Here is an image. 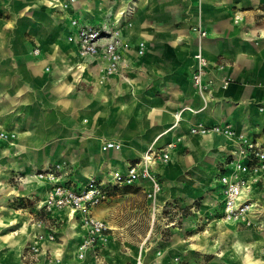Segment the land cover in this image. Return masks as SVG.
I'll list each match as a JSON object with an SVG mask.
<instances>
[{
  "label": "crops",
  "instance_id": "1",
  "mask_svg": "<svg viewBox=\"0 0 264 264\" xmlns=\"http://www.w3.org/2000/svg\"><path fill=\"white\" fill-rule=\"evenodd\" d=\"M75 16L114 24L128 66L105 76L98 63L82 62L67 38ZM196 23L205 36L191 30ZM198 49L208 60L201 89L191 80ZM197 122L230 124L264 148V0H0V124L16 132L0 142V264H264V228L196 217L169 220L165 237L151 218L144 235L135 233L140 246L126 243L128 251L113 244L117 223L105 221L111 243L80 259L76 214L44 212L48 184L33 183L34 171L65 162L59 180L82 185L124 168L150 144L176 141L155 168L161 206L194 212L197 200L201 212L217 214L216 179L236 141L190 133ZM106 140L121 146L104 148ZM253 196L264 205V186ZM210 225L233 230L250 248L229 254L200 232ZM47 232L55 239L32 252L36 234Z\"/></svg>",
  "mask_w": 264,
  "mask_h": 264
},
{
  "label": "built area",
  "instance_id": "2",
  "mask_svg": "<svg viewBox=\"0 0 264 264\" xmlns=\"http://www.w3.org/2000/svg\"><path fill=\"white\" fill-rule=\"evenodd\" d=\"M68 4L65 3V7ZM234 21H240L239 12L234 13ZM70 32L67 38H72L76 52L82 60L94 61L99 64L105 76L119 74L128 66L124 51L128 44L120 30L114 25H97L84 22L79 17L69 20ZM197 36L203 37L206 31L196 23L191 26ZM36 51V50H34ZM143 51V43H139L138 53ZM195 65L191 72V80L195 87H203V76L208 60L198 51L194 54ZM83 64V63H82ZM230 79L222 78V85L226 86ZM175 113V124L180 116ZM174 124V125H175ZM192 134L216 133L224 136H236V145L231 149L226 160L221 164L216 184L219 188V203L217 219L224 223H240L245 226H256L259 223L258 213L264 209L259 207V200L253 196V191L261 189L262 173L264 172V148L257 140L250 139L243 134H237L230 124L206 125L197 122L189 127ZM16 137V132L0 124V142L9 141ZM179 140V138H176ZM176 145V141L168 142L165 146L148 145L141 155L127 163L122 169H114L105 178L90 176L82 185L73 181L59 180V165H50L34 171L31 175L40 182L48 184V190L43 200V207L47 209H68L76 214V218L83 230L82 238L77 245V256L82 259L87 252L97 254V248L107 238L109 226L105 220L97 217L93 209L108 197L109 188L115 184H133L145 181L148 200H155L161 191V180L156 173V166L164 164L169 159V150ZM104 148L119 149L121 144L106 140ZM20 179V177H15ZM37 243L31 245L32 252L39 251L41 240L55 239L53 232L36 234ZM38 240V241H37Z\"/></svg>",
  "mask_w": 264,
  "mask_h": 264
},
{
  "label": "rangeland",
  "instance_id": "3",
  "mask_svg": "<svg viewBox=\"0 0 264 264\" xmlns=\"http://www.w3.org/2000/svg\"><path fill=\"white\" fill-rule=\"evenodd\" d=\"M60 163V162H59ZM54 163L52 165H59L60 170L58 172V176L66 174L65 171V162L62 164ZM50 166V165H49ZM33 179V183L35 180H37L35 177L31 175ZM88 178V177H87ZM12 180V179H11ZM15 182L16 180L20 179H13ZM39 181V180H37ZM19 182V181H17ZM37 183V182H35ZM138 182H134L133 184H115L109 188L108 197L98 204L95 209V213L98 216H101L105 221L109 224L112 223V221L116 222L119 227H115L113 229L116 233L117 237L115 240H113V244L116 246L117 249H122L128 251L129 248H127L129 245H136L140 246L141 238L135 233H141L145 234L147 227H148V221L149 219H154V232H160L164 237L167 235V227L165 224L169 223V220H174L176 223L180 222L181 218L188 217L189 221L192 217L196 218H208L206 220L212 221L213 218H216L217 215L213 214V212H201V209L197 208L199 207V203L197 200H194L192 204L195 205V208L193 209L194 212H192V209L189 208H180L179 210H175L172 208H166L161 206L162 201H160L159 195H157V198L153 201L149 200L146 201V193L142 192L140 187L137 185ZM164 190V189H163ZM164 194V191H163ZM163 197V196H162ZM164 199V198H163ZM148 200V199H147ZM203 205V204H202ZM259 207L261 209H264V205L261 201H259ZM193 208V207H192ZM44 212H51L52 210L56 209H47L44 208ZM197 212V213H195ZM258 219L259 223L252 228H264V210L260 211L258 213ZM43 215V214H42ZM135 219V221H130ZM201 227H197L202 228ZM225 229L228 227H224ZM214 227L213 225H210V229L208 231H201L202 233L208 235V238L213 239V242L217 244V242L222 243L221 248L226 250L229 254H234L235 252L240 253L241 248H244V250H248L250 247L248 246L247 242L243 241V238H240L239 236H235L233 230H226L227 232L225 234H220L219 231H213ZM112 231V230H110ZM109 229L107 230V233H110ZM126 231V234L124 232ZM125 238L123 240L122 238ZM118 238V239H117ZM111 238L107 236V238L104 240L103 246L106 244L111 243ZM126 243H130L129 245ZM247 243V244H246ZM134 248V247H133ZM97 256V254H96ZM97 258V257H95Z\"/></svg>",
  "mask_w": 264,
  "mask_h": 264
},
{
  "label": "bare ground",
  "instance_id": "4",
  "mask_svg": "<svg viewBox=\"0 0 264 264\" xmlns=\"http://www.w3.org/2000/svg\"><path fill=\"white\" fill-rule=\"evenodd\" d=\"M131 11V9H128V12H130ZM69 39V38H68ZM72 38H70L69 40L70 41H73V40H71ZM79 66H80V64H79ZM82 68H84V67H82ZM229 138H230V140L231 141H236V136H232V135H230V136H228ZM36 166V165H35ZM69 213H72L71 211H69ZM70 216V215H69Z\"/></svg>",
  "mask_w": 264,
  "mask_h": 264
}]
</instances>
